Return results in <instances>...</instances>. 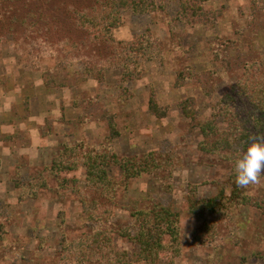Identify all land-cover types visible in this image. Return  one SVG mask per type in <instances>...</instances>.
I'll return each mask as SVG.
<instances>
[{"label":"rangeland","instance_id":"374dc122","mask_svg":"<svg viewBox=\"0 0 264 264\" xmlns=\"http://www.w3.org/2000/svg\"><path fill=\"white\" fill-rule=\"evenodd\" d=\"M154 1L162 9L120 10V24L109 32L115 60L138 36L162 49L161 57L143 60L139 75L124 81L120 64L85 57L76 49L58 59L44 57L34 67L31 39L29 47L22 39L28 31L0 39V136L17 134L12 141H0V264H100L93 259L98 249L81 258L77 244L64 249V243L81 242L91 232L100 238L106 222L124 225L131 211L155 202L178 214L181 254L174 264H264V176L259 184L241 188L250 202H233L231 160L240 153L222 151L220 156L199 148V126L210 117V105L230 90L247 64L264 67V0ZM189 6L182 14V7ZM81 45L88 54L96 52L97 46ZM55 60L60 68L53 72ZM187 69L196 77L176 80ZM44 72L63 74L72 85L48 87ZM151 95L167 109L164 117L149 111ZM186 98L194 100V119L179 107ZM103 114L114 116L112 132ZM64 146L67 158L77 164L52 172L51 163ZM87 152L101 156L97 162L111 154L137 162L152 152L158 161L165 160V167L131 177L111 163L106 171L112 198L96 192L94 201L84 204L78 190L89 191L86 168L77 160ZM19 181L25 185L16 186ZM23 186L31 191L20 200ZM191 190L197 199L222 191L229 199L226 212L190 211ZM94 204L108 207L104 220H97V213L88 219ZM205 225L210 226L207 232ZM111 243L129 260L137 251L116 234Z\"/></svg>","mask_w":264,"mask_h":264},{"label":"trees","instance_id":"16d2710c","mask_svg":"<svg viewBox=\"0 0 264 264\" xmlns=\"http://www.w3.org/2000/svg\"><path fill=\"white\" fill-rule=\"evenodd\" d=\"M190 7L192 6L182 7L181 13L186 14L190 11ZM123 8H128L133 13H151L162 9L154 0H0V39L6 34H24L28 31L29 35L25 34L22 39L27 47H29L28 40L31 39L30 51L33 54L34 67L37 68L44 57L58 59L62 52L70 54L76 49L78 52L82 51L85 57L86 55L101 56L114 64H120L123 68L122 80L124 81L139 75L143 60L154 56L161 57L162 49L154 42L152 43L150 38L147 40L138 36L119 50L116 60L111 58L110 55H113L112 52L116 50V44H112L113 40L109 32L111 27L119 26L120 10ZM30 33H33L32 36ZM81 43L85 46H97L96 52L88 54L87 49L81 47ZM97 48H103L104 52ZM72 56L82 57L81 54ZM81 61L85 63L84 60ZM84 67L86 71H91L86 64ZM58 68H60L59 60H55L53 72ZM192 75L189 69L179 71L176 80L183 76L196 77ZM206 75H204L205 78H207ZM42 79L44 85L48 87L72 85L63 74L54 75L52 72H44ZM198 79L203 82L202 79ZM200 85L204 87L206 83ZM193 105V98H186L179 103L182 113L194 119L196 112L193 110ZM148 109L157 117H164L167 112L165 107L156 103L153 95L148 100ZM210 110V117L199 126L202 137L199 148L203 152L220 156H223L222 151L241 154L252 138L264 137V67L262 64L258 62L247 64L241 77L226 94L210 105ZM81 118L83 114L79 115V119ZM101 118L106 119L112 132L114 116L103 114ZM15 137L17 134L0 136V141H12ZM66 150L68 148L64 146L53 159L49 168L52 172L72 169L77 164L76 160L67 158L68 154L64 153ZM111 155L107 159L104 156L97 162L96 159L101 156L96 158L87 152L79 158L81 161L77 160L86 168V187L89 190H78L82 203H90L89 199L94 201L96 192L109 199L112 198L113 184L106 171V167L111 163L120 167L131 177L140 176L146 172H156L165 167V160L158 161L152 152L143 155L137 162H133L130 158H118L115 155L110 158ZM231 161L234 163L235 158ZM232 181L233 202L243 204L247 203V199L250 202L251 198L243 196L241 188L236 185L235 173ZM22 185L25 184L21 181L16 184L18 187ZM37 186L45 187L43 184ZM30 191L23 186L19 199L21 200L24 193ZM33 193L37 195L36 190ZM228 200L223 196L222 191L212 198L197 199L194 191L191 190L188 196L189 209L192 212L201 210L212 214H223L228 208ZM94 207L91 208L88 219L97 213V220H104L103 215L108 207L106 208L105 204L104 206L94 204ZM130 218L124 225H119L117 221L106 222V227L102 225L103 230H100L102 234L100 238L91 232L84 238L85 240L81 242L73 240L70 245L64 243L63 247L68 249L72 244L73 246L77 244L78 247L75 248L80 252L81 258L88 251L98 249V256H94L93 259H97L100 264H133V261L143 264L161 262L174 264V259L181 254L178 214L170 207L155 202L148 208L131 211ZM209 228V225H205L206 232ZM214 230L213 227L212 231ZM112 234L124 237L137 246L133 258L129 260L124 251L115 250L111 246Z\"/></svg>","mask_w":264,"mask_h":264},{"label":"clouds","instance_id":"9594fccd","mask_svg":"<svg viewBox=\"0 0 264 264\" xmlns=\"http://www.w3.org/2000/svg\"><path fill=\"white\" fill-rule=\"evenodd\" d=\"M235 183L248 188L261 182L264 176V137L252 138L246 149L234 161Z\"/></svg>","mask_w":264,"mask_h":264}]
</instances>
